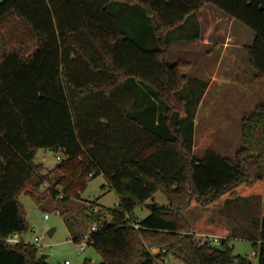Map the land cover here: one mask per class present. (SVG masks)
I'll return each instance as SVG.
<instances>
[{"label": "trees", "instance_id": "1", "mask_svg": "<svg viewBox=\"0 0 264 264\" xmlns=\"http://www.w3.org/2000/svg\"><path fill=\"white\" fill-rule=\"evenodd\" d=\"M206 3L253 32L245 51L253 78L264 81V0H0V264H48L36 245L3 240L29 228L21 194L38 202L48 182L51 197L64 202L100 174L117 196L113 207L86 208L100 264H156L148 247L181 264H253L232 253L228 236L219 245L197 236L184 216L193 203L228 205L264 190V102L242 116L234 158L213 149L193 154L207 83L180 71L185 62H170L167 45L197 36ZM126 16L135 23L122 26ZM190 19L193 34H174ZM151 24L157 45L145 48L140 37ZM40 148L63 156L56 176L35 162ZM156 192L167 206L152 200ZM149 201V213L137 218ZM259 226L258 237H248L264 264V216Z\"/></svg>", "mask_w": 264, "mask_h": 264}, {"label": "rangeland", "instance_id": "2", "mask_svg": "<svg viewBox=\"0 0 264 264\" xmlns=\"http://www.w3.org/2000/svg\"><path fill=\"white\" fill-rule=\"evenodd\" d=\"M105 7L111 10L109 3ZM208 7L214 8L210 4ZM139 9L144 12L142 8ZM133 17L134 20H144L143 14L140 13L133 14ZM119 22L122 26H127L130 22L135 23L127 16L121 17ZM199 26L200 42L185 40L182 44L175 41L170 48L168 47L167 57L170 62L177 58L185 62L180 71L207 83L204 90L206 93L199 101L194 119L193 154L200 156L207 149H213L221 155L234 158L236 150L242 144L241 118L257 103L264 102V81L253 78L254 72L247 61L243 45L249 42V31L247 34L244 27L238 25L241 27L238 28L236 24L235 30L232 27L228 29L225 22L221 24V21L217 22L216 19ZM140 38L139 44L145 48H154L157 45L152 24L143 30ZM224 47L226 49L223 54L221 50ZM147 98L149 101L153 99L149 90ZM57 156L62 157L52 150L40 148L35 162L42 163L44 167L42 173L56 176L54 169L60 161ZM38 193L40 196L38 202L26 194L19 196L29 225L28 230L21 235L22 238L32 240L34 236H40V243L43 246H37V253L39 256L45 254L44 259L48 264H64V260H68V264H82L85 259L88 260V264L100 263V256L92 245L89 244L86 249L79 250L78 243L90 230L86 208L92 203L98 208L113 207L117 201L115 192L107 186L106 178L100 174L89 179L78 198H69L64 202L59 196L52 198L44 185L39 188ZM152 200L159 205H168V200L159 192L153 194ZM149 211L150 206L145 204L137 207L134 215L142 218ZM45 213L48 214L47 218ZM64 216L69 218L70 226L66 224ZM184 216L197 236L214 234L224 239L228 236L227 244L234 255L249 256L253 264L257 263L252 257L253 238L248 236L259 235L260 220L264 216V190L262 193L231 201L228 205L215 203L203 207L193 203L184 211ZM211 218L215 219L214 225L220 226V233L215 232L218 229L207 230ZM197 222L199 227L195 226ZM51 228L54 231L49 236L47 232ZM148 249L156 253L159 248ZM162 254L166 260L159 259L156 264H181L176 254Z\"/></svg>", "mask_w": 264, "mask_h": 264}, {"label": "crops", "instance_id": "3", "mask_svg": "<svg viewBox=\"0 0 264 264\" xmlns=\"http://www.w3.org/2000/svg\"><path fill=\"white\" fill-rule=\"evenodd\" d=\"M209 4L210 5H212L211 3H206L200 10H199V12H198V14H197V25H198V34H197V36H195V37H186V36H180V37H178V38H171V41L169 42V44L167 45V54H168V47L170 48L171 46H172V44L175 42V41H180L182 44H183V41H190V42H200L199 41V37H200V34H199V31H200V24H203L204 22H206V21H212L213 19H216L217 20V22L218 21H221V24H223L224 22L227 24V26H228V29H229V27L231 28H233L234 30L236 29V27H238V28H241V27H239L238 25H240V26H242V27H244V29L245 30H247L246 31V33L247 34H249V42L247 43V44H244L243 46H244V50H245V47L246 46H248V45H250L251 43V40H253V36L254 35H252V31L251 30H249L244 24H242L241 22H239V21H237V20H235L234 18H232V17H230L229 15H227L226 13H224L223 11H221L220 9H218L216 6H214V5H212L214 8H212V7H208L209 6ZM216 8V9H215ZM216 10V11H215ZM217 10H219V11H217ZM221 12V13H220ZM212 13V14H211ZM223 13H224V15H223ZM211 14V15H210ZM191 21H193V20H191L190 19V21H186L185 23H184V25H183V29H177L176 31H175V33L174 34H176V35H178L179 33H180V31H183V30H185V31H187V33L188 34H193L194 33V24L191 22ZM233 21H235V22H233ZM235 24L237 25L236 27H235ZM233 25V26H232ZM189 30V31H188ZM248 31H249V33H248ZM252 32V33H251ZM203 43H206V41H203ZM250 43V44H249ZM226 43H224V45H225ZM227 46V45H226ZM225 49H226V47H224V48H222V50H221V52L224 54V51H225ZM245 53H246V51H245ZM246 57H247V61H248V56H247V53H246ZM178 60V58L176 59V60H174V61H177ZM173 61V62H174ZM248 64H249V61H248ZM250 66V65H249ZM250 68H251V66H250ZM252 69V68H251ZM253 70V69H252ZM253 72H254V70H253ZM254 74V73H253ZM205 93H206V91L204 92V94H203V96L205 95ZM202 96V97H203ZM202 97H201V99H202ZM193 150H194V146H193ZM204 154V153H203ZM203 154H201L200 156H196L197 158H200ZM147 205H151L152 203L151 202H147L146 203ZM151 209V208H150ZM213 220H215V219H213ZM213 220H212V218H211V224H210V227H208L207 228V230L208 231H214V230H216V229H218V230H220V226L219 225H214L213 223H215V222H213ZM213 225V226H212ZM195 226L196 227H199V223L197 222L196 224H195ZM206 230V229H205ZM227 229H224V231H226Z\"/></svg>", "mask_w": 264, "mask_h": 264}, {"label": "built area", "instance_id": "4", "mask_svg": "<svg viewBox=\"0 0 264 264\" xmlns=\"http://www.w3.org/2000/svg\"><path fill=\"white\" fill-rule=\"evenodd\" d=\"M62 157L57 156L58 159H62ZM47 186H48V183L45 182L44 187H47ZM47 217H48V214L45 213V218H47ZM127 218H131V216L127 215ZM131 225H132V227H134L136 229L139 227V223L136 220H133L131 222ZM95 229H96L95 224L91 225L89 232L87 234H85L84 237H82V239H80V242L78 243L79 250L86 249V247L90 243L91 232L94 231ZM205 238L213 244H219L220 241L223 239V238H221V236L214 235V234H208L205 236ZM3 240L9 244H16L19 242H24V243L34 244L36 246H39V245L43 246V244L40 243V240H41L40 236H34L32 240H26V239H23L19 233H12V234L6 236L5 238H3ZM151 253L155 256L156 263H157V260H159V259H162L163 261L166 260V258L164 256H161V257L157 256L158 253H166V251L164 249H162V250L158 249V251L156 253H153V252H151ZM63 263L68 264L69 261L64 260ZM93 264H100V263L94 262Z\"/></svg>", "mask_w": 264, "mask_h": 264}, {"label": "water", "instance_id": "5", "mask_svg": "<svg viewBox=\"0 0 264 264\" xmlns=\"http://www.w3.org/2000/svg\"><path fill=\"white\" fill-rule=\"evenodd\" d=\"M152 206H153V204L150 205V208H151ZM53 231H54V229L51 228L50 230H48L47 234L50 236V235H52ZM40 257H41L42 259H44V258L46 257V255H45V254H42Z\"/></svg>", "mask_w": 264, "mask_h": 264}]
</instances>
